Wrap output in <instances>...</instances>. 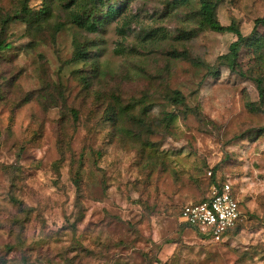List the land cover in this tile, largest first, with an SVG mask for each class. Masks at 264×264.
Returning <instances> with one entry per match:
<instances>
[{"label": "rangeland", "instance_id": "rangeland-1", "mask_svg": "<svg viewBox=\"0 0 264 264\" xmlns=\"http://www.w3.org/2000/svg\"><path fill=\"white\" fill-rule=\"evenodd\" d=\"M109 1L91 32L78 0H0V264H264V0ZM210 171L228 243L180 220Z\"/></svg>", "mask_w": 264, "mask_h": 264}, {"label": "built area", "instance_id": "built-area-1", "mask_svg": "<svg viewBox=\"0 0 264 264\" xmlns=\"http://www.w3.org/2000/svg\"><path fill=\"white\" fill-rule=\"evenodd\" d=\"M212 175L210 171L209 176ZM242 218L240 200L230 182L212 185L207 200L187 204L180 214L181 222L195 229L204 240L215 243L225 241Z\"/></svg>", "mask_w": 264, "mask_h": 264}, {"label": "trees", "instance_id": "trees-1", "mask_svg": "<svg viewBox=\"0 0 264 264\" xmlns=\"http://www.w3.org/2000/svg\"><path fill=\"white\" fill-rule=\"evenodd\" d=\"M78 3H79V7H83V6L86 7L84 8L83 13L78 12L73 15L74 22L78 23L81 27H84L85 29L91 32H96L99 29V27L104 23L107 17L115 16V14H117L116 5L114 2L112 3L111 1L107 2V0H78ZM46 12H48V9L47 11H45V13ZM200 17H201L200 19L201 28L209 29L211 31H215L219 33H227V32L234 33L237 36V40L233 42L231 45L230 48L231 55L229 56L230 58L229 66L233 70H236L237 60L240 56V47L245 39L240 28L234 24L228 26L223 25L215 14L214 6L208 1L202 2ZM10 47H11L10 43L0 42V51L10 49ZM210 181H211V186L223 182L222 180L219 181L218 179H216V175H214V173L210 177ZM208 197L209 195L200 201H205L208 199ZM242 221L243 218L238 222L237 226L233 230L238 228Z\"/></svg>", "mask_w": 264, "mask_h": 264}, {"label": "crops", "instance_id": "crops-1", "mask_svg": "<svg viewBox=\"0 0 264 264\" xmlns=\"http://www.w3.org/2000/svg\"><path fill=\"white\" fill-rule=\"evenodd\" d=\"M231 237H232V236H230V238H229V239L227 238L225 241H223V243H225V242H227V243H228V240H230V239H231Z\"/></svg>", "mask_w": 264, "mask_h": 264}]
</instances>
